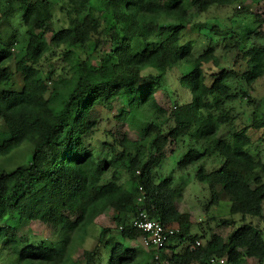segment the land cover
<instances>
[{"label":"trees","instance_id":"obj_1","mask_svg":"<svg viewBox=\"0 0 264 264\" xmlns=\"http://www.w3.org/2000/svg\"><path fill=\"white\" fill-rule=\"evenodd\" d=\"M262 1L59 0L64 20L53 31L51 0H0V158L25 143L33 147L25 166L0 169V257L10 264H103L108 251V264H159L157 255L169 264H264V163L248 151V131L264 129V117L253 110L250 126L229 138L219 135L237 119L226 104L246 101L255 109L264 103L229 85L237 81L251 89L264 78V44L252 43L264 40V10L230 34L233 44L224 49L235 54L227 68L212 46L195 56L193 44L182 42L195 15L212 8H231L236 15L237 6ZM2 24L10 26L9 35ZM57 59L63 62L60 78L56 69L43 70ZM185 65L190 71L179 85L192 102L176 101L166 111L154 98L156 87ZM115 103L114 119L135 123L140 139L108 136L91 146L97 125L91 110L111 112ZM186 140L178 169L196 167L195 180L210 194L208 208L222 195L228 199V218H214L217 227L234 228L226 238L212 233L205 241L202 230L191 235L189 215L176 207L186 183L158 181L166 149L173 147L172 153ZM108 211L117 235L103 241L111 230H101L97 245L72 262L88 228ZM140 212L178 228L162 250L137 245L144 235L133 226ZM31 222L48 226L55 239L33 241L21 231Z\"/></svg>","mask_w":264,"mask_h":264},{"label":"rangeland","instance_id":"obj_2","mask_svg":"<svg viewBox=\"0 0 264 264\" xmlns=\"http://www.w3.org/2000/svg\"><path fill=\"white\" fill-rule=\"evenodd\" d=\"M54 4L53 7V19L50 24V28L53 31H59L63 25L62 14L59 11V0H51ZM264 10V2L250 5L247 4L237 6V14L231 8H212L204 15H195L193 25L187 28L182 34V42H191L193 44V54L196 56L202 53L207 47L212 46L215 50V55L220 60V66L227 68L234 58V50H225L224 45H232L231 33L239 32L245 29V25L249 22L253 15L259 14ZM233 13V15H231ZM231 18V19H230ZM12 21L13 27L18 29L16 21ZM10 26L2 24V32L5 35L10 34ZM259 32L264 34V25L259 29ZM20 34V31L18 32ZM50 35H48L49 37ZM20 46L25 45V38L19 36ZM140 45H139V44ZM252 43L264 44V40H253ZM135 51H140L143 47L141 42L137 40L135 42ZM60 59L52 60L44 64V71L47 73L50 70L56 69L55 78H60L62 73L60 67L63 65ZM62 64V65H61ZM183 67V68H182ZM190 71V67L185 65L174 68L169 74L166 75L161 85L156 87L154 98L157 104L166 111H170L173 108L174 102L180 104H189L192 102L191 93L183 89L179 85V79L182 75L187 74ZM241 84V85H240ZM238 83L237 81H231L229 85L233 92L248 91L251 100L258 102L264 100V78L257 80L252 88L249 89L244 83ZM224 109L232 116H237L234 121V125L230 128H222L219 135L223 138H229L228 136L233 130H238L244 126H250L252 124L255 113L258 114L257 118L264 117V103L258 108L254 109V105H248L246 101H235L228 103L224 106ZM118 113V103L114 104V108L111 112L104 110L99 106H95L90 116L93 120L97 121L95 130L93 131V141H90L91 146L96 142H104L108 136L111 138L120 139L122 136L127 137L132 141L140 139V129L135 123H123L114 119V116ZM248 136L251 140V144L248 147L249 153L255 160H260L264 163V129L254 130L252 128L248 131ZM108 142H112L109 140ZM185 145L176 148L172 153L171 148L166 149V159L163 164L156 169L158 181L167 177L174 179L175 185L185 182L186 187L182 194L176 199V207L180 213L187 214L190 217L192 224L190 233L191 235L200 234L201 230L205 232V241L210 239L212 233H217L223 238H226L230 232L234 231V228L217 227V222L214 218H228L229 202L223 195L220 197L219 203L211 205L208 208V204L211 200L210 194L207 188L198 183L195 178L196 167H191L187 171L178 169V162L186 154L189 140L185 141ZM33 154L32 145L25 143L18 149L14 150L10 156L0 158V169L5 171H11L19 166H25L31 159ZM259 172V171H257ZM260 175V172L257 173ZM125 177V176H124ZM264 180V178H263ZM113 216L112 211H108L104 215L98 217L94 223L88 228L87 236L81 244L76 247L72 252L71 260L78 261L81 258L82 253L85 250H92L101 238V230L109 229V233L105 234L102 238L103 241L116 236L117 232L114 230V224L111 220ZM237 219L239 217H236ZM256 221H253L255 224ZM22 233L29 232L33 241L41 240H54L55 237L51 229L39 222H31L21 229ZM137 245L142 246L141 241L138 240ZM103 264H108V251L103 253ZM10 260L0 257V264H10ZM246 264H255V261L248 260Z\"/></svg>","mask_w":264,"mask_h":264},{"label":"built area","instance_id":"obj_3","mask_svg":"<svg viewBox=\"0 0 264 264\" xmlns=\"http://www.w3.org/2000/svg\"><path fill=\"white\" fill-rule=\"evenodd\" d=\"M141 190V189H140ZM143 198H139L138 202H142ZM133 226L140 230L144 235L140 238L142 246L155 251L162 250L169 238L178 233V228L175 226H163L161 223L150 220L145 212H140ZM199 242L196 243L199 246ZM159 264H169L167 260H160L159 256L155 257ZM210 264H225L224 259H211Z\"/></svg>","mask_w":264,"mask_h":264},{"label":"crops","instance_id":"obj_4","mask_svg":"<svg viewBox=\"0 0 264 264\" xmlns=\"http://www.w3.org/2000/svg\"><path fill=\"white\" fill-rule=\"evenodd\" d=\"M142 247V246H141ZM143 248V247H142ZM144 249V248H143ZM145 250V249H144ZM145 251H147V250H145Z\"/></svg>","mask_w":264,"mask_h":264}]
</instances>
